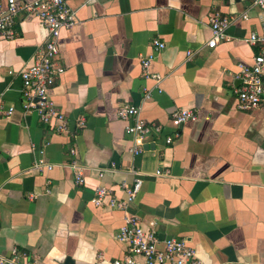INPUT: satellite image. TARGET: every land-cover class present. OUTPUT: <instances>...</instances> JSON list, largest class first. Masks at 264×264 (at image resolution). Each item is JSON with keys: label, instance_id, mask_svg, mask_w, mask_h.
Masks as SVG:
<instances>
[{"label": "crops", "instance_id": "0c3cea01", "mask_svg": "<svg viewBox=\"0 0 264 264\" xmlns=\"http://www.w3.org/2000/svg\"><path fill=\"white\" fill-rule=\"evenodd\" d=\"M68 5L77 21L60 32L65 71L50 91L67 131L24 109L20 72L44 42V27L19 13L15 36L0 40V253L14 247L39 264L122 258L126 248L115 236L124 212L91 200L101 185L124 197L119 184L131 182L132 170L143 183L127 210L159 239H185L203 264H264V95L257 109L243 112L234 94L238 64L251 65L259 51L244 40L261 31L264 14L249 0ZM212 12L227 18L231 39L209 49ZM153 39L165 48L155 52ZM188 50L199 52L188 59ZM149 55V70L162 77L158 85L142 76L140 61ZM123 104L161 127L138 154L129 151L133 139L116 116ZM179 109L194 110L196 119L177 123L171 115ZM39 160L52 168H34ZM72 161L82 168L81 186Z\"/></svg>", "mask_w": 264, "mask_h": 264}, {"label": "built area", "instance_id": "2783aa9c", "mask_svg": "<svg viewBox=\"0 0 264 264\" xmlns=\"http://www.w3.org/2000/svg\"><path fill=\"white\" fill-rule=\"evenodd\" d=\"M251 5L264 14V0H249ZM19 13L35 17L46 31L44 42L38 47L32 63L20 72L22 81L21 94L24 100V109L38 114L41 122L49 125L55 122V130L67 131L68 121L55 102L50 91L57 77L65 71V66L60 58L59 40L60 32L64 28H71L76 23V16L68 5V0H31L18 3L15 0H5L0 4V40H10L15 36V18ZM210 39L206 47L214 48L218 43L229 41L231 38L226 33L229 25L227 18L212 12L208 15ZM246 41L250 45H258L259 51L253 56L251 65L238 64V72L235 78L238 82L234 89L235 108L238 111H252L259 107L264 95V25L260 32H252ZM153 50L160 52L165 44L158 39L151 42ZM199 50H188L187 58L197 54ZM153 56L141 58V72L146 79L153 80L157 85L162 77L149 70ZM160 92V90H158ZM148 98V94L145 96ZM13 109L3 112L9 116ZM116 116L125 123L124 131L133 139L134 145L129 149L133 154L143 151L145 138L149 135L159 137L161 127L156 124H147L141 117L139 107L123 104L116 110ZM172 119L177 123H184L196 119V113L190 109H179L172 113ZM83 118H78L76 125L82 127ZM165 144H170V136L164 138ZM71 155L75 150H70ZM74 182L81 186L84 183L82 168L74 161ZM34 168L50 170L51 165L44 164L41 160L34 164ZM131 182L122 181L119 191L124 197L117 198L113 189L106 186H97L91 203L95 207L106 205L111 209L124 212V224L115 236L117 242L126 248L125 255L120 259H114L109 264H203L197 257L195 250L189 246L185 239L169 237L159 239L151 228H144L138 217L128 212V207L134 202L143 183L142 175L133 172ZM156 171V175L167 174ZM100 172L99 176H102ZM0 264H39L37 256L27 260L25 252L12 247L7 254L0 253Z\"/></svg>", "mask_w": 264, "mask_h": 264}, {"label": "water", "instance_id": "95a60500", "mask_svg": "<svg viewBox=\"0 0 264 264\" xmlns=\"http://www.w3.org/2000/svg\"><path fill=\"white\" fill-rule=\"evenodd\" d=\"M143 148H144V149H149L150 146H149V145H144ZM65 263H66V264H73L72 261H71L69 258H66Z\"/></svg>", "mask_w": 264, "mask_h": 264}]
</instances>
